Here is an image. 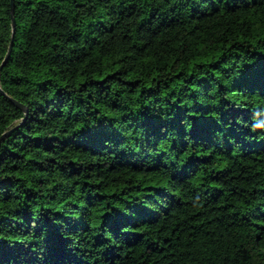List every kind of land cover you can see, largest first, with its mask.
<instances>
[{"label": "trees", "instance_id": "obj_1", "mask_svg": "<svg viewBox=\"0 0 264 264\" xmlns=\"http://www.w3.org/2000/svg\"><path fill=\"white\" fill-rule=\"evenodd\" d=\"M14 22L0 264H264V0H14ZM10 38L0 0V63Z\"/></svg>", "mask_w": 264, "mask_h": 264}, {"label": "water", "instance_id": "obj_2", "mask_svg": "<svg viewBox=\"0 0 264 264\" xmlns=\"http://www.w3.org/2000/svg\"><path fill=\"white\" fill-rule=\"evenodd\" d=\"M10 15H11V38H10V41H9V44H8V48H7V51L0 63V71L2 69V67L6 64L8 58H9V55H10V52H11V48H12V43H13V36H14V30H15V22H14V0H10ZM14 103H16L14 100H12ZM17 104V103H16ZM7 133H3L1 136H0V140H2V138L6 135Z\"/></svg>", "mask_w": 264, "mask_h": 264}]
</instances>
